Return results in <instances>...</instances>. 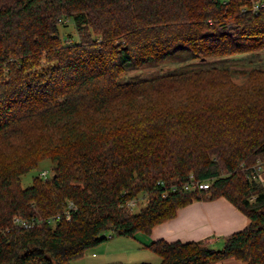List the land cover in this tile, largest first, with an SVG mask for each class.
Here are the masks:
<instances>
[{
  "label": "trees",
  "instance_id": "trees-1",
  "mask_svg": "<svg viewBox=\"0 0 264 264\" xmlns=\"http://www.w3.org/2000/svg\"><path fill=\"white\" fill-rule=\"evenodd\" d=\"M263 50L264 0H0V264H72L217 197L249 219L221 248L145 247L159 264H264V187L250 173L264 161V68L201 65ZM182 52L192 63L124 79ZM46 159L52 175L22 187ZM190 176L209 188L185 189ZM68 202L69 218L48 221Z\"/></svg>",
  "mask_w": 264,
  "mask_h": 264
},
{
  "label": "rangeland",
  "instance_id": "rangeland-1",
  "mask_svg": "<svg viewBox=\"0 0 264 264\" xmlns=\"http://www.w3.org/2000/svg\"><path fill=\"white\" fill-rule=\"evenodd\" d=\"M71 35V36H68ZM60 37L64 42L70 43L71 40H76L75 27L71 20H64L60 26ZM186 53H179L170 57L164 62L158 64H148L142 68H128L124 79L137 80L158 76L164 73L173 72L180 67H184L191 62ZM188 58V59H187ZM186 59V60H185ZM202 66H229L233 70H248L251 67L264 68V50L254 54L240 55L228 58H216L202 61ZM54 162L46 159L39 163L38 168L27 172L21 176L22 187L31 185L32 179L36 175H40L43 178L52 175V167ZM261 166H264V161L261 162ZM262 169L259 173L258 180L264 187V180L260 179ZM45 172V174L43 173ZM263 176V175H262ZM146 199H139L135 205L130 206L132 212L137 213L145 205ZM129 206V205H128ZM108 233V232H107ZM108 235V234H107ZM141 238L142 235H141ZM113 244V251H109L106 254H102V248L105 245ZM138 243L133 239L123 236H114L104 242L97 244L96 246L86 250L84 255L74 261L72 264H106V263H124V264H137L140 262H150L152 264H159L160 258L148 248H138ZM222 246H216L214 248H221Z\"/></svg>",
  "mask_w": 264,
  "mask_h": 264
},
{
  "label": "crops",
  "instance_id": "crops-1",
  "mask_svg": "<svg viewBox=\"0 0 264 264\" xmlns=\"http://www.w3.org/2000/svg\"><path fill=\"white\" fill-rule=\"evenodd\" d=\"M262 170L260 179L263 181L264 166ZM248 223V217L225 197L201 199L178 208L174 217L155 225L150 234L139 233L136 238L130 239L138 243V248H147L145 245L156 239H164L168 242L207 240L212 247H216L222 246L226 236L243 229ZM112 245L110 243L101 247V253L113 251ZM214 264L246 263L234 258H226Z\"/></svg>",
  "mask_w": 264,
  "mask_h": 264
},
{
  "label": "built area",
  "instance_id": "built-area-1",
  "mask_svg": "<svg viewBox=\"0 0 264 264\" xmlns=\"http://www.w3.org/2000/svg\"><path fill=\"white\" fill-rule=\"evenodd\" d=\"M262 169V166H261V163H258L252 172L251 175L253 176V178H259V173ZM45 174V172H43ZM191 177V181L187 182L185 185H184V188L187 189V190H191V189H201V190H206L209 188L210 186V180H197V179H194ZM172 190H175V188L173 187ZM137 203L136 200H131L130 202H128L127 205L129 206H133ZM73 208V204L72 202H68L67 203V206L66 208L62 211V213H58L56 215H54L53 217H50L48 219V221H53L55 219H60L62 217H65V218H69L70 216V211L71 209ZM42 218L38 219V218H31V219H27V218H22V217H19V216H15L14 219H13V222L16 226L18 227H21V228H24V229H29V228H32L33 226H35V224H37L39 221H41ZM111 235H108V237H110Z\"/></svg>",
  "mask_w": 264,
  "mask_h": 264
}]
</instances>
